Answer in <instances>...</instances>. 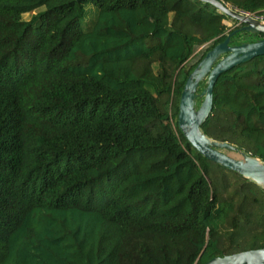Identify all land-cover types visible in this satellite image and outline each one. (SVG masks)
Segmentation results:
<instances>
[{
    "label": "trees",
    "instance_id": "16d2710c",
    "mask_svg": "<svg viewBox=\"0 0 264 264\" xmlns=\"http://www.w3.org/2000/svg\"><path fill=\"white\" fill-rule=\"evenodd\" d=\"M226 18L201 0H0V264H204L251 233L264 247V189L178 126L187 78L240 27ZM202 129L264 162V55L219 77Z\"/></svg>",
    "mask_w": 264,
    "mask_h": 264
},
{
    "label": "water",
    "instance_id": "95a60500",
    "mask_svg": "<svg viewBox=\"0 0 264 264\" xmlns=\"http://www.w3.org/2000/svg\"><path fill=\"white\" fill-rule=\"evenodd\" d=\"M201 1L236 20L240 27L210 49L187 78L180 97L178 126L189 143L205 158L252 180L264 189V162L243 151H240V159L229 156L224 149L239 152L238 148L227 141L209 137L202 129L213 109L214 86L219 77L242 63L264 55V38L235 43L233 36L240 32L264 34V22L222 0ZM204 81L205 85L199 92ZM199 98H202L200 104ZM204 264H264V247L215 256Z\"/></svg>",
    "mask_w": 264,
    "mask_h": 264
},
{
    "label": "rangeland",
    "instance_id": "374dc122",
    "mask_svg": "<svg viewBox=\"0 0 264 264\" xmlns=\"http://www.w3.org/2000/svg\"><path fill=\"white\" fill-rule=\"evenodd\" d=\"M89 6H91V7H89ZM94 8H93V7ZM87 7H89V9H87V15H86V17H85V25H88L91 21H92V18H93V16L96 14V12L95 11H97L98 12V10H97V7H95L94 5H91V4H89V5H87ZM86 7V8H87ZM44 8H41V9H38V10H36V11H34V12H32V13H25L24 14V19H30L34 14H36L37 12H39L40 10H43ZM225 21H226V25H227V28H228V31L230 30V29H233L234 27H236V26H239V24L238 23H236V20H234V19H232V18H226L225 19ZM244 36H243V38L245 39V40H254V39H259L260 37H262L263 35L262 34H243ZM206 47H207V44H204V45H201V46H198L196 49H195V51H194V54H193V56H192V58L189 60V62L187 63V66H190V65H193L194 63H196L197 61H198V59H199V57L201 56V54L203 53V51L206 49ZM144 66V63L143 62H139V64H138V68L139 69H141L142 67ZM204 87V82L203 83H201V85H200V87H199V92L202 90V88ZM226 154H228L229 156H231V157H233V158H236V159H240V158H242V154L240 153V152H238V151H233V150H227V149H224L223 150ZM231 179H232V182L234 183V177H231ZM232 183V185H231V187H230V189H229V191H228V193L225 195L226 197H228L232 192H233V190L235 189V185ZM220 230L223 232V233H226V232H230L232 229H231V227H230V221H228V222H225L224 224H222L221 226H220ZM245 228H247V231L249 230V228L247 227V225H245ZM250 231V230H249ZM251 235H252V233L251 234H247V236L246 237H242V238H240V241H239V246H240V248H247V249H249L250 248V246H251V239H252V237H251Z\"/></svg>",
    "mask_w": 264,
    "mask_h": 264
},
{
    "label": "built area",
    "instance_id": "2783aa9c",
    "mask_svg": "<svg viewBox=\"0 0 264 264\" xmlns=\"http://www.w3.org/2000/svg\"><path fill=\"white\" fill-rule=\"evenodd\" d=\"M247 13H248L249 15H251V16H254V17L260 19L262 22H264V9H263L262 13L259 14V15H256V14H253V13H249V12H247Z\"/></svg>",
    "mask_w": 264,
    "mask_h": 264
},
{
    "label": "crops",
    "instance_id": "0c3cea01",
    "mask_svg": "<svg viewBox=\"0 0 264 264\" xmlns=\"http://www.w3.org/2000/svg\"><path fill=\"white\" fill-rule=\"evenodd\" d=\"M228 5L232 7V5H230V4H228ZM224 23L227 24L225 20H224Z\"/></svg>",
    "mask_w": 264,
    "mask_h": 264
},
{
    "label": "flooded vegetation",
    "instance_id": "af4514ba",
    "mask_svg": "<svg viewBox=\"0 0 264 264\" xmlns=\"http://www.w3.org/2000/svg\"><path fill=\"white\" fill-rule=\"evenodd\" d=\"M257 40V39H256Z\"/></svg>",
    "mask_w": 264,
    "mask_h": 264
}]
</instances>
